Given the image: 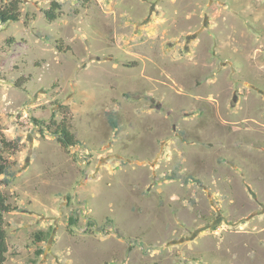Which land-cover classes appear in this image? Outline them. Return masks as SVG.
I'll return each instance as SVG.
<instances>
[{
	"label": "rangeland",
	"instance_id": "374dc122",
	"mask_svg": "<svg viewBox=\"0 0 264 264\" xmlns=\"http://www.w3.org/2000/svg\"><path fill=\"white\" fill-rule=\"evenodd\" d=\"M20 1L5 264H264V0Z\"/></svg>",
	"mask_w": 264,
	"mask_h": 264
},
{
	"label": "trees",
	"instance_id": "16d2710c",
	"mask_svg": "<svg viewBox=\"0 0 264 264\" xmlns=\"http://www.w3.org/2000/svg\"><path fill=\"white\" fill-rule=\"evenodd\" d=\"M60 4L53 3L49 10L45 11V17L49 22H54L58 18ZM21 1L20 0H5V4L0 6V23H17L21 19ZM57 49L63 51L62 46L58 45ZM112 122H114L112 120ZM54 135L57 136V141L62 148L68 149L76 146L78 141L74 134L70 131L68 122H61L57 125ZM2 147L11 148V143L4 136L0 135V177L8 174V165L4 158ZM14 211V208L9 204L8 198L0 188V264H5L6 255L8 253L7 233L5 228V216ZM41 236V235H40ZM40 236L37 240L40 242Z\"/></svg>",
	"mask_w": 264,
	"mask_h": 264
}]
</instances>
